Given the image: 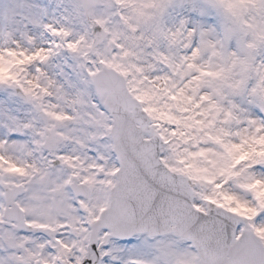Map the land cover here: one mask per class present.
<instances>
[{
	"label": "snow or ice",
	"instance_id": "obj_1",
	"mask_svg": "<svg viewBox=\"0 0 264 264\" xmlns=\"http://www.w3.org/2000/svg\"><path fill=\"white\" fill-rule=\"evenodd\" d=\"M0 264H264V0H0Z\"/></svg>",
	"mask_w": 264,
	"mask_h": 264
}]
</instances>
